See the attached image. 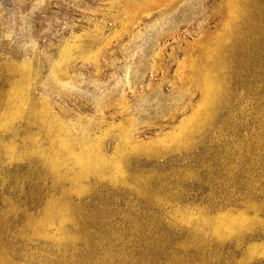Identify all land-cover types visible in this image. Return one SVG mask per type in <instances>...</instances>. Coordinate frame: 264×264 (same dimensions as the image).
Wrapping results in <instances>:
<instances>
[{
	"label": "rangeland",
	"instance_id": "obj_1",
	"mask_svg": "<svg viewBox=\"0 0 264 264\" xmlns=\"http://www.w3.org/2000/svg\"><path fill=\"white\" fill-rule=\"evenodd\" d=\"M0 264H264V0H0Z\"/></svg>",
	"mask_w": 264,
	"mask_h": 264
}]
</instances>
